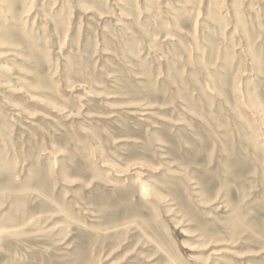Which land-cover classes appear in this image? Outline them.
<instances>
[{"label":"rangeland","instance_id":"obj_1","mask_svg":"<svg viewBox=\"0 0 264 264\" xmlns=\"http://www.w3.org/2000/svg\"><path fill=\"white\" fill-rule=\"evenodd\" d=\"M0 264H264V0H0Z\"/></svg>","mask_w":264,"mask_h":264}]
</instances>
